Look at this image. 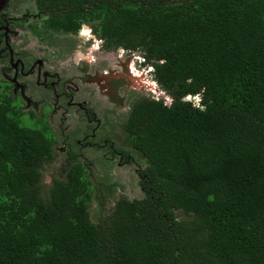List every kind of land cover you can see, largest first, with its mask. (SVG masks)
I'll return each mask as SVG.
<instances>
[{
  "label": "trees",
  "instance_id": "1",
  "mask_svg": "<svg viewBox=\"0 0 264 264\" xmlns=\"http://www.w3.org/2000/svg\"><path fill=\"white\" fill-rule=\"evenodd\" d=\"M56 1L49 27L139 50L171 100L131 103L144 196L92 221L88 165L69 156L44 191L54 131L0 93V264H264V0Z\"/></svg>",
  "mask_w": 264,
  "mask_h": 264
},
{
  "label": "rangeland",
  "instance_id": "2",
  "mask_svg": "<svg viewBox=\"0 0 264 264\" xmlns=\"http://www.w3.org/2000/svg\"><path fill=\"white\" fill-rule=\"evenodd\" d=\"M58 33L63 34V36L60 38L55 37V42H58L63 38V45H72L71 51L74 50L73 52L76 57L74 60H86L84 56L87 54H100L102 57L108 55V57H113L114 60L121 56L122 59L127 58L130 60V58L126 56L128 54L125 52L132 54L131 50L125 49L106 51L100 46L101 42L97 39L98 37L96 35L94 36L91 32V35L87 36L84 34L83 29L80 32L82 33V36L80 37L71 34H64L62 32ZM87 37L89 38V41H87ZM91 60H93L92 56L86 61H66L64 62V66L69 68V74L72 78L76 82L81 83L77 78L81 73V70L89 69V72L92 73L95 69L99 68V66ZM120 63L121 62L116 61L117 65ZM104 66L105 65H102V67ZM110 67L119 69L116 65H111ZM131 68L133 71H136L135 66ZM131 74L135 75V72H131ZM141 75L145 80L151 81L150 75L145 71H143ZM127 82L129 84L130 79H128ZM156 85H158L157 82ZM158 87L160 90L158 89L153 97L159 98V93H163L162 96L165 100L164 102L168 104L170 97L159 85ZM98 90L102 91L101 89ZM99 91L96 89V98L92 97V93H86V89H82L79 92L77 91L74 102L71 106L57 104L56 96L51 92L49 96L46 97V99L49 98L51 101V104H48L49 107L46 106V100H44L45 102H43L42 105L34 102V104L31 103L30 106V109L33 110L32 113L34 117L37 119L44 117L54 131L53 152L55 157L53 160L42 164L39 184L43 187V190L46 191L48 186H50L53 177L62 178L65 175L70 161L69 156L75 157L76 155H79L78 158L88 165V168L90 169V180L93 185V199L89 211L93 219H91L92 221L96 220L99 216L104 217V214L112 209L115 201L121 195H124L129 199L141 198L144 196V191L139 184L137 169L146 165L145 160L141 157V154L138 151L132 148L126 139L125 133L122 130L123 118L122 120L120 118H115V114L111 115L110 113L102 115L100 111H109L108 109L110 108L117 109L119 116V113H121L124 108L112 105L114 99L116 105L120 104L124 107L123 102L127 101L129 103L130 101L129 93L134 99L140 95L148 96L150 93L153 95L152 91H147L146 88H142L138 91L132 90L128 86L122 88L114 86L109 89V94L107 95L108 100L100 96ZM124 96L125 99H123ZM199 99L200 98H193L192 100L198 102ZM87 106L93 107L97 112L96 114H93L90 110L88 113L91 116L90 120L86 118L87 114L82 111L83 108ZM126 111H128V108L123 111L124 118L127 116ZM23 113L27 115L26 110H24ZM100 115L112 123L105 124L102 120L98 121ZM92 116H95V120L92 119ZM21 119V123L23 124H36L29 121L25 115H21L20 120ZM105 136H108L107 140H104ZM77 140H79V142ZM85 140L86 143L84 144ZM90 141L93 142L92 145L87 144ZM116 148L128 151V157L120 160V153L118 154L117 151H113V149ZM101 195L103 197H101ZM100 209H102V212H99Z\"/></svg>",
  "mask_w": 264,
  "mask_h": 264
},
{
  "label": "flooded vegetation",
  "instance_id": "3",
  "mask_svg": "<svg viewBox=\"0 0 264 264\" xmlns=\"http://www.w3.org/2000/svg\"><path fill=\"white\" fill-rule=\"evenodd\" d=\"M62 9L64 11L68 10V5L65 2L62 3L56 0H0V93L8 96L22 112V116H27L31 122L39 121L33 113H30L33 111L30 109L31 103L34 104L35 102L42 105L46 100V106L49 107L48 104H51V101L46 97L51 92L56 96L57 104L71 106L76 92L82 89H86L88 94L92 93V97L95 98L96 89L97 91L101 89L99 95L106 99H108L109 89L114 86L120 88L128 86L132 90L140 91V89L128 84L127 80L134 75L131 74L129 68L131 65L129 59H122L121 56L114 60L113 57H108V55L102 57L100 54H87L88 56L86 55L84 58L87 60L92 56L93 60L91 61H94L99 68L92 73L89 72V69L81 70L77 77L81 83L72 78L69 74V68L64 66V62L86 60H74L76 57L74 50L71 51L72 45H63V38L55 42V37L60 38L63 36V34L58 33L62 31L54 30L46 24L51 15ZM83 24L88 25L90 32L93 33L90 24ZM81 30L80 27L76 33H62L80 37L82 36ZM83 32L86 34L88 30H83ZM90 32L88 33L89 36L91 35ZM87 41H89L88 37ZM100 46L102 47V44ZM116 61L121 63L117 65ZM130 61H132V58H130ZM102 65L105 66L102 67ZM111 65H116L119 69H114L115 66L111 68ZM141 81H144V77ZM129 96L130 101L129 103L127 101L123 102L124 107L120 104L116 105L114 103L115 99L112 105L124 108L123 111L128 108V111H126V114H128L131 108L130 104L134 99L130 93ZM123 99H125V96ZM92 108L87 106L82 110L87 114L86 118L89 120L91 119L88 114L90 110L93 114L97 113ZM24 110L27 111V115L23 113ZM108 110H101L100 113L102 115L106 113L115 114V118L121 120L123 118V121L126 119L123 117V111L118 116L117 109L110 108ZM95 116H92L93 120H95ZM101 120L105 124L112 123L100 115L98 121ZM107 139L108 136H105L104 140ZM77 141L79 142V140ZM87 144L92 145L93 142L90 141ZM113 151L120 153L119 159L122 158L121 152L117 148Z\"/></svg>",
  "mask_w": 264,
  "mask_h": 264
},
{
  "label": "clouds",
  "instance_id": "4",
  "mask_svg": "<svg viewBox=\"0 0 264 264\" xmlns=\"http://www.w3.org/2000/svg\"><path fill=\"white\" fill-rule=\"evenodd\" d=\"M81 25H82V23H81ZM83 30H88V32L86 33V35L87 36H89L88 35V33L90 32V27L88 26V25H85V24H83L82 26H80ZM91 30H92V28H91ZM91 33V32H90ZM97 36V35H96ZM98 37V36H97ZM100 42H101V44H102V42H103V39L102 38H100V37H98L97 38ZM118 49H122V50H124L122 47H120V48H118ZM132 51V54H130L129 52H125V53H127L128 55H126V56H128L129 58H132V61H130L129 60V62L131 63V65H130V67H133V66H135V68H136V71H133V72H135V73H139L140 71V73L142 74V72L143 71H145L147 74H149L150 75V79H151V81H153V82H156L155 80H154V78H153V75H152V71H153V65H152V63H150V62H148L147 60H146V57L143 55V53L142 52H140V51H137V50H131ZM125 56V57H126ZM122 58V57H121ZM125 59H127V58H125ZM133 63V64H132ZM168 95V94H167ZM169 96V95H168ZM170 97V96H169ZM188 97V98H187ZM151 98V97H150ZM160 99H163L164 100V98H163V96H161V97H159ZM193 98H200L199 100H198V102H194L192 99ZM154 99H157V98H154ZM184 99H186V100H190V101H192L193 102V104H195V105H200V100H201V95H199V94H196V95H186L185 97H184ZM170 100H171V97H170ZM170 100H169V102H170ZM165 101V100H164Z\"/></svg>",
  "mask_w": 264,
  "mask_h": 264
},
{
  "label": "water",
  "instance_id": "5",
  "mask_svg": "<svg viewBox=\"0 0 264 264\" xmlns=\"http://www.w3.org/2000/svg\"><path fill=\"white\" fill-rule=\"evenodd\" d=\"M129 68H130L131 72H133V70H132V68L130 66H129ZM136 76H138V77H136ZM141 79H142L141 73L140 72L139 73H135L134 76H131L129 85H131L132 87H135L137 89H140V90L142 88H146L147 91L150 90V91H152V94H153V95H148V97L155 98V97H153L154 93L155 92L157 93V91L159 89L158 85H156V82L148 81V80H145V79H144V81H141ZM143 84H144V86H143ZM156 86H157V88H156ZM162 94L159 93V96L161 97Z\"/></svg>",
  "mask_w": 264,
  "mask_h": 264
},
{
  "label": "built area",
  "instance_id": "6",
  "mask_svg": "<svg viewBox=\"0 0 264 264\" xmlns=\"http://www.w3.org/2000/svg\"><path fill=\"white\" fill-rule=\"evenodd\" d=\"M133 70V69H132Z\"/></svg>",
  "mask_w": 264,
  "mask_h": 264
}]
</instances>
